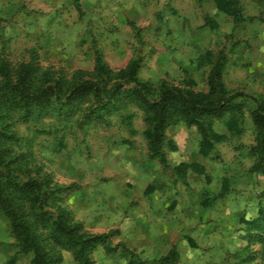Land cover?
I'll use <instances>...</instances> for the list:
<instances>
[{"label": "rangeland", "instance_id": "374dc122", "mask_svg": "<svg viewBox=\"0 0 264 264\" xmlns=\"http://www.w3.org/2000/svg\"><path fill=\"white\" fill-rule=\"evenodd\" d=\"M247 7L240 0L235 19L213 0H0V64L11 69L30 63L38 73L109 86L113 79L98 65L115 72L136 59V77L152 94L161 84L205 93L218 56L225 57L224 96L240 108L200 117L221 135L215 141L206 131L207 155L199 152L197 127L177 117L164 131L161 162L144 136L147 115L130 99L90 118L82 110L25 118L16 109L0 119L7 177L43 191L42 209L65 208L84 231L107 235L109 248L91 249L90 264H264V241L236 253L246 245L241 215L264 208V150L251 114L264 116V73L253 54L255 42H264V7L253 21ZM180 162L204 172L186 168L181 176ZM26 210L33 219L35 208ZM37 230L61 256L57 264H75L70 250ZM31 257L18 250L0 212V264H29Z\"/></svg>", "mask_w": 264, "mask_h": 264}, {"label": "trees", "instance_id": "16d2710c", "mask_svg": "<svg viewBox=\"0 0 264 264\" xmlns=\"http://www.w3.org/2000/svg\"><path fill=\"white\" fill-rule=\"evenodd\" d=\"M216 9L227 14L237 15V0H213ZM233 4V5H232ZM225 65V57L218 56L212 70L207 76L208 91L194 92L175 85L161 84L152 94L151 88L136 77L137 60H130L126 66L112 72L108 68L98 65L97 70L104 78L113 79L108 86L107 80L99 83L95 80H66L61 75L53 77L49 72L38 73L30 63H19L10 68L7 63L0 64V119L9 111L22 110L25 118L34 112L39 114L62 113L65 111L82 110L84 118H90L109 108H117L125 99L134 101L147 115L148 125L144 136L148 147L161 162L165 161L161 151V143L166 127L177 117L184 119L186 124H194L202 135L199 152L207 155L211 148L209 137L219 140L221 135L204 127L201 116L221 118L240 108L236 102H231L225 95L226 89L220 82V76ZM133 83L130 87L128 83ZM81 106H84L81 108ZM255 127L256 138L260 151L264 150V116L258 110L251 112ZM229 129L236 126V120L230 116L227 119ZM0 127V212L5 214L11 225V232L15 237L18 250L31 253L29 264H57L61 259L53 247L43 244L42 233L38 227L46 230L47 238L53 246L71 251L75 264H90L89 252L97 244L107 246L106 234H90L82 229L81 223L75 221L71 212L57 207L54 212L42 209V202L47 196L38 188L28 187V182L13 181L2 171L5 167L3 158L7 155V133ZM191 168L198 173L204 169L196 163L178 164V172L184 175L185 169ZM14 184L16 187H8ZM35 210L33 219L28 218L26 206ZM240 217L242 224L241 238L246 245L237 254L246 252L247 247L254 241H264V208L259 206L255 216ZM191 244H193L191 242ZM194 245V244H193ZM244 250V251H243ZM249 254L247 255V257ZM250 257V256H249ZM246 258V257H245ZM243 258V261L248 259ZM245 263V262H244ZM247 264V263H245Z\"/></svg>", "mask_w": 264, "mask_h": 264}, {"label": "crops", "instance_id": "0c3cea01", "mask_svg": "<svg viewBox=\"0 0 264 264\" xmlns=\"http://www.w3.org/2000/svg\"><path fill=\"white\" fill-rule=\"evenodd\" d=\"M237 9H239V5H240V0H237ZM248 7V14H251V16L248 18V21H253L255 20V13L257 11V9L259 10L261 8L264 7V0H246ZM264 21V19H262ZM247 21V22H248ZM250 23V22H249ZM264 38V36H263ZM253 49L255 53L254 57L256 58V63H258L259 65H261V69L260 71H262L264 73V42H255V44L253 45ZM183 151V150H182ZM155 224H161L160 218L159 217H155ZM165 224V223H164ZM162 235L163 238L167 239L168 236H166L164 233H166L165 231H162ZM168 234H170L169 232H167ZM159 236L155 235V239H158Z\"/></svg>", "mask_w": 264, "mask_h": 264}]
</instances>
